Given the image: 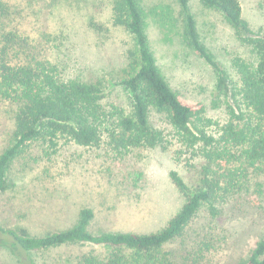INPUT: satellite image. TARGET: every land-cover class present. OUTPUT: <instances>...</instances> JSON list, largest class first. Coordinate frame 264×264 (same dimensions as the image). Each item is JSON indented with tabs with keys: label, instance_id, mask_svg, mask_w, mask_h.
Listing matches in <instances>:
<instances>
[{
	"label": "trees",
	"instance_id": "16d2710c",
	"mask_svg": "<svg viewBox=\"0 0 264 264\" xmlns=\"http://www.w3.org/2000/svg\"><path fill=\"white\" fill-rule=\"evenodd\" d=\"M177 2L187 44L216 73L218 100L213 103L215 109L225 107L222 123L209 116L204 105L182 102L172 89L157 65L138 0H109L112 24L131 38L115 79L127 92L125 106L106 102L107 77L87 79L73 73L70 60L61 53L62 59H54L42 45L32 43L22 22H14L20 13L10 0H0V100L9 107L11 125L10 143L0 152V192L6 188L10 164L33 142L50 153L66 143L93 148L106 142L126 150L139 146L167 150L177 142V155L189 152V159H202L199 182L193 188L176 171L170 172L185 200L157 231H93L95 213L90 207L80 209L73 225L42 235L0 226V246H6L20 264H41L29 254L70 244L93 246L76 256L75 264H180L165 248L184 238L201 211L217 216L220 205L237 196L263 193L264 32L250 27L240 0H199L205 8L219 12L248 48V57L232 58V75L203 42L190 0ZM95 20L94 16L88 19L90 28L107 31ZM153 111L164 116L168 129L151 123ZM190 247L188 252L201 251V241L194 240ZM237 264H264V232Z\"/></svg>",
	"mask_w": 264,
	"mask_h": 264
},
{
	"label": "rangeland",
	"instance_id": "374dc122",
	"mask_svg": "<svg viewBox=\"0 0 264 264\" xmlns=\"http://www.w3.org/2000/svg\"><path fill=\"white\" fill-rule=\"evenodd\" d=\"M240 1L250 27L264 32V0ZM10 2L20 13L14 16V22H22L32 43L42 45L54 59H69V71L73 73L87 79L107 77L106 102L127 104V92L115 79L124 65V51L131 38L123 28L112 24L109 0ZM138 2L157 65L172 89L182 102L195 107L202 104L209 116L224 122L225 107L215 109L213 103L218 100L216 73L187 44L177 0ZM190 7L203 42L221 67L233 75L232 58L248 57V48L219 12L205 8L199 0H190ZM92 16L107 31L90 28L87 21ZM8 109L0 100V152L10 143ZM151 123L169 128L164 116L155 111ZM179 147L177 142L167 150L160 146L126 150L106 142L93 148L66 143L50 153L33 142L8 169L6 188L0 192V226L42 235L73 225L80 209L90 207L95 213L90 227L93 231H157L185 200V193L175 186L170 172L176 171L190 188L199 182L202 159H189V152L177 155ZM220 209L217 216L201 211L184 238L167 244L165 249L179 258L180 264H237L264 232V191L237 196ZM194 240L201 241V251L188 252ZM91 249L88 244H70L29 255L41 264H75L76 256ZM0 264L20 263L6 246H0Z\"/></svg>",
	"mask_w": 264,
	"mask_h": 264
}]
</instances>
